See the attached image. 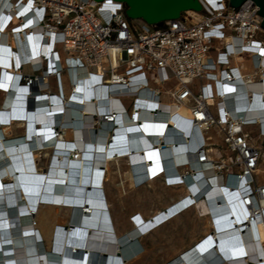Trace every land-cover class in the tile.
Here are the masks:
<instances>
[{
    "label": "bare ground",
    "instance_id": "1",
    "mask_svg": "<svg viewBox=\"0 0 264 264\" xmlns=\"http://www.w3.org/2000/svg\"><path fill=\"white\" fill-rule=\"evenodd\" d=\"M7 6V0L0 2V10ZM31 33L37 36L39 29ZM23 34L28 35L27 29L18 34L8 30L0 34V57H5L7 47L11 58V63L7 59L10 71L4 70L9 67L4 62L0 74V264H91L93 255L102 251L106 252V264H131L144 251L142 238L191 209L199 212L205 221L203 234L165 264H264V213L253 220L246 219V208L238 200V193L246 189L243 182L239 183L234 176L221 179L209 172L211 162L197 166L188 158L191 156L188 152L195 149L193 143L198 130L188 126L185 130L177 128L170 117L154 116L162 104L150 106L154 113L145 109L132 112L129 118L121 117L120 123L126 121L130 127L114 129L112 125L101 124L95 128L92 114H98L96 108L104 106V102L111 109L119 108L121 99L113 96L118 93L115 88L91 87L79 71L76 78L80 81L74 86L70 82L73 75H64L69 86L66 91L62 86L65 99L61 105L59 93L58 98L49 99L43 92L33 101L32 108L27 105V110L23 109L25 89L21 90L22 94L18 92L20 71L15 69L32 57L37 44L36 40L23 38ZM49 47L50 43L40 42L39 54H47ZM33 67L38 69L39 65L33 62ZM45 83L50 89L49 80ZM54 83L58 87L57 80ZM249 88L256 87L249 85ZM233 95L226 96L221 103L233 107L234 118L257 120L256 139L264 140V98L254 93L242 112L239 96ZM163 101L167 105L165 98ZM169 112L188 114L184 106L169 107ZM14 127L22 128V134L11 136ZM208 135L211 161L221 152L216 144L219 136L212 131ZM184 136L188 137L185 145ZM251 144L261 148L252 136ZM39 155L43 157L41 164L37 163ZM120 161L126 164L132 188L158 180L170 189L179 188L175 200L163 209L147 217L142 212L132 213L127 220L131 228L126 230L115 226L105 192L109 167L113 163L116 172H120ZM257 172L264 176L261 163L254 179L256 185H264L256 178ZM256 203L264 212V201ZM256 203L251 202L249 209L253 210ZM82 209L85 211L79 214ZM60 210L66 214L65 220L51 214ZM42 211L46 213L42 215ZM64 221L68 226L65 231ZM56 226L57 244L52 245ZM69 246L73 252L75 247L80 253L86 249L82 258L67 254ZM115 249L122 250L117 257L113 255ZM130 251L133 254L127 257Z\"/></svg>",
    "mask_w": 264,
    "mask_h": 264
},
{
    "label": "built area",
    "instance_id": "2",
    "mask_svg": "<svg viewBox=\"0 0 264 264\" xmlns=\"http://www.w3.org/2000/svg\"><path fill=\"white\" fill-rule=\"evenodd\" d=\"M7 1L9 6L0 10V34L27 29L28 35L22 37L37 43L32 57L15 69L20 71L18 92L22 94L25 89L23 109L27 110L26 102H36L43 92L49 99L59 93L61 105L65 95L60 78L72 74L74 86L80 81L76 78L79 71L91 87L115 88L118 93L114 97L131 99L129 108L122 105L111 109L108 102L98 106V114H92L95 128L101 124L114 129L130 127L126 121L120 123L121 117L129 118L132 112L145 109L154 113L150 106L162 104L154 116L170 117L179 126L198 130L195 149L188 152V158L197 166L211 162L209 172L221 179L234 176L243 182L246 189L238 193V200L246 208V219L264 213L256 203L264 201V185H256L254 179L256 168L264 162V151L251 144V134L245 130L258 122L234 118L233 107L221 103L228 95H238L245 112L254 93L264 98V29L252 1L234 9L229 0H198L199 12L185 11L178 19L160 25L129 20L125 5L113 0ZM33 29H39L37 36L31 33ZM40 42L50 43L47 54H39ZM243 60L251 63L250 73H241ZM26 67L29 74L24 73ZM49 79L57 80L56 93L45 83ZM249 85L256 88L252 90ZM164 98L167 105L162 103ZM172 106H184L189 117L170 114ZM138 127L142 128L141 123ZM211 131L219 136L221 153L210 161L207 147ZM184 138L183 145L188 137ZM177 168L180 171V166ZM251 202L256 203L253 210L249 209Z\"/></svg>",
    "mask_w": 264,
    "mask_h": 264
},
{
    "label": "rangeland",
    "instance_id": "3",
    "mask_svg": "<svg viewBox=\"0 0 264 264\" xmlns=\"http://www.w3.org/2000/svg\"><path fill=\"white\" fill-rule=\"evenodd\" d=\"M5 55L7 56V53ZM1 67H3L2 62H0V74L2 71ZM24 73H30L29 67L24 68ZM50 83L51 85H54V80H52ZM66 85L69 86V81L67 78H63V88L64 86L66 87ZM167 87L171 88L172 84H168ZM51 92L56 93L55 86L54 89L51 90ZM1 97L2 95H0V102ZM1 108L2 106L0 105V109ZM22 130V128L14 127L12 129V132H10L12 133L11 136L22 134ZM250 134L254 138V140L257 141L261 149H264V143L261 144V140L256 139L257 133L251 132ZM42 160V155H39L37 163L41 164ZM124 164L125 163L123 162H119V167L121 170H123ZM261 166H264V163H261ZM41 169H43V167ZM106 176L107 181L105 183V192L110 205L114 224L118 229L126 230L131 228V225L127 220L132 213L142 212L144 216L146 215L147 217L154 211L163 209L166 205L171 203L172 200H175L176 193H179L176 192L177 190H179V188L170 189V187L164 185L160 180L148 183L144 186H141L140 188H132L127 178V172H107ZM256 178L264 181V176H262L260 172L256 173ZM45 213L46 211H42V215H44ZM51 214H56L57 218L59 219H66V217L64 216L66 214L62 210L56 213L52 211ZM131 219L133 220V217H130V221H132ZM65 222L66 221H64V225H62L63 231L68 228ZM57 227L58 226H56L54 230L52 245L56 244L55 235L58 229ZM204 227L205 221L201 217V214L199 212H196L193 209L185 212L174 222L152 232L149 236L142 238L141 242L143 244L144 251H141L139 253H142L141 257L131 264H165L175 254H177L178 251H181L182 249L189 246L193 242V240L198 239L199 236L203 234L202 230L204 229ZM73 231L74 228L70 232H68V234H72ZM84 239H86V236ZM83 243L85 244V240L83 241ZM51 250V252L54 251V249L52 248ZM121 251L122 250L115 249V251L113 252L114 257H117V254ZM98 258L100 262L106 260V252L102 251V254H99Z\"/></svg>",
    "mask_w": 264,
    "mask_h": 264
},
{
    "label": "water",
    "instance_id": "4",
    "mask_svg": "<svg viewBox=\"0 0 264 264\" xmlns=\"http://www.w3.org/2000/svg\"><path fill=\"white\" fill-rule=\"evenodd\" d=\"M95 2H101L103 0H93ZM123 3L126 7L125 16L128 19H139L150 25H160L164 21L178 19L179 16L185 11H196L201 10V6L198 0H113ZM245 1L248 0H229V6L236 9L240 7ZM252 1L258 8V15L261 18L260 26L264 29V0H249ZM33 102L30 101L28 106L32 108ZM87 205V203H85ZM85 210L82 209L79 214ZM78 214V215H79ZM102 214L99 216L101 220ZM84 232V231H83ZM66 250V253L72 257L82 258V254L78 252V248L75 247L74 252ZM85 252V250H83ZM129 254V255H128ZM127 257H130L133 253L130 251ZM98 255H93L91 264H96V258ZM126 257L122 258L125 261Z\"/></svg>",
    "mask_w": 264,
    "mask_h": 264
},
{
    "label": "crops",
    "instance_id": "5",
    "mask_svg": "<svg viewBox=\"0 0 264 264\" xmlns=\"http://www.w3.org/2000/svg\"><path fill=\"white\" fill-rule=\"evenodd\" d=\"M10 51H9V49H7V47H6V53H7V56L9 57L10 56V53H9ZM6 56V55H5ZM1 58V57H0ZM2 59V60H1ZM0 59V62H2V64H3V66H4V62H6L7 64H8V68L7 69H5L4 68V70L5 71H10V65H9V63H8V61L10 60V63H11V58L7 61V57H4V58H1ZM243 66V67H242ZM240 69H241V73H250L251 71H252V68H251V63H249V61L248 60H243L242 61V64H241V66H240ZM62 79H61V88H62V86H63V78H64V76L63 77H61ZM53 79H49V82H51ZM55 82V81H54ZM50 84V89L52 90V89H54V86H55V83H54V85H51V83H49ZM56 88H57V84H56V86H55ZM65 91L68 89V85H66V87L64 86V88H63ZM1 95V94H0ZM121 103H122V105L125 107V108H129V106H130V104H131V99H128V98H125V99H121ZM180 116H182L183 118H188V114H187V112H182L181 114H179ZM172 124L174 125V126H176L177 128H182V129H184L185 130V126H182V125H178V124H176L175 122H173L172 121ZM245 130L246 131H248V132H255V133H257V128H256V125H253L252 127H246L245 128ZM94 133V132H93ZM261 144L262 143H264V141H262L261 140V142H260ZM216 144H217V146H220L221 145V142H220V139H216ZM120 162H123V161H120ZM111 167H112V169H111ZM115 168H116V166L113 164V163H111V165H110V167H109V172H116V170H115ZM120 169V168H119ZM120 172H126V167H125V164H124V168H123V170H121L120 169ZM258 181H259V183H264V181H261V180H259L258 179ZM56 234H58V229H57V231H56Z\"/></svg>",
    "mask_w": 264,
    "mask_h": 264
},
{
    "label": "clouds",
    "instance_id": "6",
    "mask_svg": "<svg viewBox=\"0 0 264 264\" xmlns=\"http://www.w3.org/2000/svg\"><path fill=\"white\" fill-rule=\"evenodd\" d=\"M29 104V102H26V106ZM75 250V249H74ZM78 252H79V250H78ZM83 253H84V251H83ZM96 264H106L107 263V258H106V260H104L103 262H100L99 261V258L97 257L96 258Z\"/></svg>",
    "mask_w": 264,
    "mask_h": 264
},
{
    "label": "trees",
    "instance_id": "7",
    "mask_svg": "<svg viewBox=\"0 0 264 264\" xmlns=\"http://www.w3.org/2000/svg\"><path fill=\"white\" fill-rule=\"evenodd\" d=\"M60 235V234H59ZM81 237H82V235H81ZM56 243V242H55ZM57 244V243H56Z\"/></svg>",
    "mask_w": 264,
    "mask_h": 264
}]
</instances>
